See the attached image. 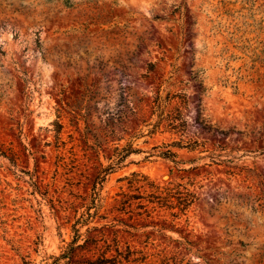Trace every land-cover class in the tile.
<instances>
[{
  "label": "rangeland",
  "instance_id": "374dc122",
  "mask_svg": "<svg viewBox=\"0 0 264 264\" xmlns=\"http://www.w3.org/2000/svg\"><path fill=\"white\" fill-rule=\"evenodd\" d=\"M158 92L185 132L154 129ZM181 141L182 163L159 154ZM129 145L93 205L101 164ZM0 147V264H73L75 229L111 244L79 261L116 239L145 264H264V0H0ZM133 172L199 199L129 220Z\"/></svg>",
  "mask_w": 264,
  "mask_h": 264
},
{
  "label": "trees",
  "instance_id": "16d2710c",
  "mask_svg": "<svg viewBox=\"0 0 264 264\" xmlns=\"http://www.w3.org/2000/svg\"><path fill=\"white\" fill-rule=\"evenodd\" d=\"M178 96V95H177ZM181 99V104H186V95L182 94L179 96ZM164 102L162 100L161 95L158 92V95L155 98V101L152 105V115L156 112L160 113V121L154 126L156 130L162 122H167V128L171 131L175 132H185L187 128V120L183 117L182 110L179 106H176L172 113L164 115ZM60 129L62 125L59 123ZM98 127L92 129V135L96 139V144L100 142V131H96ZM151 131L152 133H155ZM103 131V130H102ZM60 132V130L58 131ZM110 132V131H109ZM104 134H107L104 131ZM197 144V142H195ZM184 143L175 142L173 144H166V150L160 151V155L173 160L175 163L180 164L181 161H177L176 158L178 157L177 151L173 150L171 146H177L178 148L186 147L183 145ZM98 146H100L98 144ZM198 146V145H196ZM193 147V146H190ZM159 146H155L154 149H158ZM114 154H111L108 157V160L111 161V164L104 167L101 164V169L98 171L97 175L94 178L93 183V194L92 204L96 206L97 200L100 196V193L97 191L98 185H104V182L107 179V176L114 171L117 165L122 164L126 159L134 152H138L137 149H134L132 145L128 147L120 148L119 146L115 148ZM0 153L9 157H13L11 153L8 151H4L2 147H0ZM13 154V153H12ZM194 168H182L181 171L188 173L191 172ZM122 180H128L129 188H133V192H124L118 194L121 196V199L118 203L117 210L121 214H130L129 220L133 219L134 215L137 216H144L145 218H149L152 216L153 212L157 209H164L166 211H170V215L174 218V220L180 219L183 216H187L190 212L191 207L198 201L199 195L197 191L191 189L193 183L190 181L184 182H176V181H168L165 184L160 182H156L151 180L150 177L143 173L133 172L130 176H126L122 178ZM144 188V191L141 189ZM94 206V207H95ZM91 208H88V216L93 217L91 213ZM154 222V221H153ZM78 223H81L80 220ZM129 227H133V225L125 223ZM108 226V224L104 225L103 227ZM146 226V225H143ZM165 226V225H162ZM176 224L172 225V229H175ZM76 227H74L75 229ZM99 230L98 226H93L88 229V232L97 231ZM77 235L75 239L70 243L69 250L64 254V258H69L71 263L73 264H145L146 257H133L136 253L132 250L128 249L126 253L120 251L118 247L117 240L114 239L117 254L115 256H107L106 252L101 254L96 259H86L85 261H79L77 256L79 254V250L86 249L88 244L96 245L98 242L104 240V238L98 239L95 236H90L85 238L83 243H80V239L82 237V233L80 229H75ZM106 244H108V239L104 240ZM111 247V244L107 245V248ZM106 248V249H107ZM94 256V255H93ZM166 264H169L166 262Z\"/></svg>",
  "mask_w": 264,
  "mask_h": 264
}]
</instances>
